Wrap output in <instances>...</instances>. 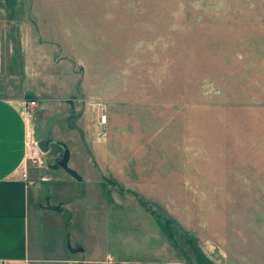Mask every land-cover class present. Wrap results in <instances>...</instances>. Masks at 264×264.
<instances>
[{"label": "rangeland", "instance_id": "obj_1", "mask_svg": "<svg viewBox=\"0 0 264 264\" xmlns=\"http://www.w3.org/2000/svg\"><path fill=\"white\" fill-rule=\"evenodd\" d=\"M39 4L51 71L90 109L73 156L97 169L65 173L41 202L87 201L99 220L115 205L169 242L171 264H264V0ZM47 137L38 167L58 177L62 148Z\"/></svg>", "mask_w": 264, "mask_h": 264}, {"label": "crops", "instance_id": "obj_2", "mask_svg": "<svg viewBox=\"0 0 264 264\" xmlns=\"http://www.w3.org/2000/svg\"><path fill=\"white\" fill-rule=\"evenodd\" d=\"M40 14L39 0H0V261L67 264L72 258L75 264H171L176 254L169 242L133 218L122 219L115 205L99 220L84 208L87 201H67L61 209L41 202L43 195L53 197L52 187L58 180L66 179L63 177L68 171L58 164L66 148L68 165L83 179L82 174L96 173L97 169L87 164V172L80 171V163L73 156L74 148L84 153L80 144L89 126L84 119L90 109L82 112L81 98L73 103L65 99L68 90L61 86V77L51 71L55 61L49 42L40 39ZM26 98L39 101L34 114L45 116V121L65 111L48 132L54 138L45 136L62 148L58 177L28 164L26 144L37 122L34 115L25 114ZM96 110L95 125L99 127L103 124ZM108 111L110 116L111 108ZM72 143L76 145L72 147ZM96 143L94 139V147ZM63 213L71 214L69 234ZM78 223L84 227L79 228Z\"/></svg>", "mask_w": 264, "mask_h": 264}, {"label": "built area", "instance_id": "obj_3", "mask_svg": "<svg viewBox=\"0 0 264 264\" xmlns=\"http://www.w3.org/2000/svg\"><path fill=\"white\" fill-rule=\"evenodd\" d=\"M25 105V114L26 116H33V108L37 105H39V101L36 98H26L24 100ZM98 110H99V119L102 124H105L108 119V115L105 109V105L102 103L98 104ZM26 158L27 160H30L33 165L40 166L45 162V151L41 147L40 142L37 141L33 135V130L31 132V136L28 138L27 144H26ZM24 177L27 178V173L23 172L22 174ZM29 183H33V180L28 179ZM67 264H75L76 260L69 258L66 260ZM0 264H5L4 261H0Z\"/></svg>", "mask_w": 264, "mask_h": 264}, {"label": "water", "instance_id": "obj_4", "mask_svg": "<svg viewBox=\"0 0 264 264\" xmlns=\"http://www.w3.org/2000/svg\"><path fill=\"white\" fill-rule=\"evenodd\" d=\"M64 112L65 111H59V112L52 114L51 116H49L47 118V120L45 121L44 124L37 122L33 128V135H34L35 139L40 142L48 134V132L51 130V128L54 125L56 118H58ZM68 158H69V150L66 148L64 151V154L62 155V157L58 161V164L61 167H63L65 170H67L70 174H72L76 179L82 180L83 179L82 176L75 169L71 168L68 165Z\"/></svg>", "mask_w": 264, "mask_h": 264}, {"label": "trees", "instance_id": "obj_5", "mask_svg": "<svg viewBox=\"0 0 264 264\" xmlns=\"http://www.w3.org/2000/svg\"><path fill=\"white\" fill-rule=\"evenodd\" d=\"M152 212L153 213H156L155 212V210H152ZM166 222H168V221H166ZM169 224V223H168ZM168 224L167 223H164V225H165V229H166V233L168 234V237L169 238H171V230L169 229V227H168ZM167 225V226H166ZM172 243H173V245L177 248V249H180V247L175 243V241L174 240H172Z\"/></svg>", "mask_w": 264, "mask_h": 264}]
</instances>
